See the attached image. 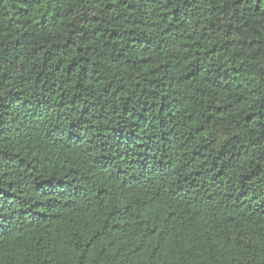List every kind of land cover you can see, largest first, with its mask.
I'll list each match as a JSON object with an SVG mask.
<instances>
[{"label": "trees", "instance_id": "obj_1", "mask_svg": "<svg viewBox=\"0 0 264 264\" xmlns=\"http://www.w3.org/2000/svg\"><path fill=\"white\" fill-rule=\"evenodd\" d=\"M0 264H264V0H0Z\"/></svg>", "mask_w": 264, "mask_h": 264}]
</instances>
